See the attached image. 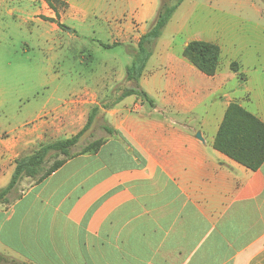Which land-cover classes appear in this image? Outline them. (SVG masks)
Here are the masks:
<instances>
[{
	"label": "crops",
	"instance_id": "0c3cea01",
	"mask_svg": "<svg viewBox=\"0 0 264 264\" xmlns=\"http://www.w3.org/2000/svg\"><path fill=\"white\" fill-rule=\"evenodd\" d=\"M29 1L55 36L95 41L106 32L113 42L98 40L103 49L117 44L134 55L160 7V0ZM3 11L15 9L0 0ZM183 48L161 53L151 69L148 59L137 85L154 106L135 95L117 101L136 86L126 73L116 76L122 88L52 81L43 85L52 92L38 122L0 134V189L31 142L75 136L93 107L77 145L102 141L0 204V255L14 261L3 264H264V162L250 170L213 147L230 104L264 124V65L234 72L219 61L206 76ZM63 88L67 99L58 98Z\"/></svg>",
	"mask_w": 264,
	"mask_h": 264
},
{
	"label": "rangeland",
	"instance_id": "374dc122",
	"mask_svg": "<svg viewBox=\"0 0 264 264\" xmlns=\"http://www.w3.org/2000/svg\"><path fill=\"white\" fill-rule=\"evenodd\" d=\"M1 1L7 8L15 9L12 15L7 11L0 15V134L4 137L5 133L22 132L38 122L42 103L52 92L43 86L47 82L53 81L61 87L71 83L76 86L84 83L116 85V76L124 75L134 59L126 46L116 44L103 49L98 40L113 42L106 32L103 36L97 34L95 41H90L86 35L74 40L55 36L50 33L48 23L34 19L32 12L37 6L34 3ZM93 28L94 31L97 26ZM192 40L220 47V69L228 64L231 69L232 63L237 68L264 65V0H184L155 41L148 69L157 64L161 53L179 52ZM124 85L123 81L116 87ZM66 93L67 89H60L58 98L67 99ZM58 104L62 107L60 102ZM63 139L64 136L58 140ZM40 145L31 142L18 158L31 154ZM82 145L80 142L73 151H79ZM61 158L51 153L45 168ZM33 183L32 178H23L9 200L17 198Z\"/></svg>",
	"mask_w": 264,
	"mask_h": 264
},
{
	"label": "trees",
	"instance_id": "16d2710c",
	"mask_svg": "<svg viewBox=\"0 0 264 264\" xmlns=\"http://www.w3.org/2000/svg\"><path fill=\"white\" fill-rule=\"evenodd\" d=\"M45 1L50 6L55 2V0ZM183 1L161 0L153 25L140 38L134 59L125 71V81H132L136 83V86L135 88L123 91L117 101L124 97L135 95L150 106H154L153 100L146 92L140 89L137 83L152 54L155 41L160 36L162 29L169 22L172 14ZM103 46L109 48L108 45ZM220 53V47L214 43L203 40H192L183 48L182 56L204 75L213 76L219 65ZM231 69L234 72L238 71L235 63L231 64ZM97 112L98 107H93L90 110L85 127L75 136L40 145L33 153L16 159L9 183L0 189V204L10 203L9 195L17 188L23 178H32L34 179V183H39L74 155L95 152L102 144L101 140H96L86 145L76 154L72 152V149L77 145L83 133L89 128ZM107 131L110 130L107 129ZM213 147L242 166L250 170H256L264 162V124L237 104H230L219 126ZM51 153L62 156V158L55 160L48 168H45V162ZM9 262L14 263L11 259L0 255V264Z\"/></svg>",
	"mask_w": 264,
	"mask_h": 264
},
{
	"label": "water",
	"instance_id": "95a60500",
	"mask_svg": "<svg viewBox=\"0 0 264 264\" xmlns=\"http://www.w3.org/2000/svg\"><path fill=\"white\" fill-rule=\"evenodd\" d=\"M196 137L200 139V133H196Z\"/></svg>",
	"mask_w": 264,
	"mask_h": 264
}]
</instances>
